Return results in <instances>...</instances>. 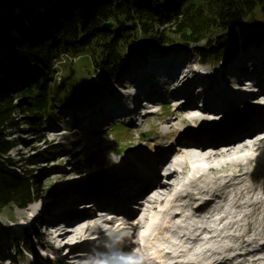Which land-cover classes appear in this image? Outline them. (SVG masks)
Wrapping results in <instances>:
<instances>
[{
    "label": "trees",
    "instance_id": "obj_1",
    "mask_svg": "<svg viewBox=\"0 0 264 264\" xmlns=\"http://www.w3.org/2000/svg\"><path fill=\"white\" fill-rule=\"evenodd\" d=\"M109 22L114 27L103 29ZM236 26L250 34L243 43L259 42L264 0H0V208H25L40 195L33 171L21 176L20 163L9 153L18 146L12 136L20 122L44 143L43 116L51 114L56 122L57 110L72 102L67 89L61 91L60 103L50 92L63 55L92 49L101 78L117 82L130 55L148 49L164 53L193 47L203 62L218 64L238 49ZM15 82L21 86L13 88ZM18 114L24 115L20 121ZM60 149L49 146L28 159V165L59 158ZM32 241L28 236L22 249L35 253Z\"/></svg>",
    "mask_w": 264,
    "mask_h": 264
},
{
    "label": "rangeland",
    "instance_id": "obj_2",
    "mask_svg": "<svg viewBox=\"0 0 264 264\" xmlns=\"http://www.w3.org/2000/svg\"><path fill=\"white\" fill-rule=\"evenodd\" d=\"M35 9L40 10V5L38 4ZM258 14L259 13H255L254 15L256 16ZM234 30L239 45L238 47L240 48V42L248 39L250 34H248L247 30L245 31V29H242L239 26H236ZM135 49H137V47H135ZM193 49L195 48L190 47L188 49L190 50L187 51L188 55H190V52L196 53V50ZM238 50L240 51L241 49ZM140 53L141 52L135 53L137 56L133 54L130 55L127 62L130 63L138 60L141 55ZM92 54V49H84L62 56L61 61L58 62L56 66L57 73L55 79L53 78V82L50 85L52 87L50 92L55 95V99L53 100H58L57 103H60V93L63 89H67L73 98L72 102H78L80 98L91 96L105 86L106 81L103 80L104 78H101V72L98 67L99 64L97 63V67L94 66ZM229 55L232 56L233 51ZM96 69L98 71H96ZM205 69L208 70V67ZM35 72L36 70L34 69L30 74ZM12 85L13 88H18L21 86V83L15 82L12 83ZM127 88L129 87H126L125 89ZM53 95L51 96L53 97ZM16 102H21V100ZM50 103L53 104L55 102L51 101ZM162 112L163 114L161 116H149L147 117L148 119H146V116H143L142 121L146 120V122L141 128H133L132 126L124 125V131L115 129L116 127H114L107 132L94 131L93 129H91L90 132L89 130L81 132L77 127L68 131L64 123L56 124L53 122L50 118L51 114L44 115V121L42 120L46 125L44 130L46 133V142L44 143H38V138L30 130V126L20 122L22 124L20 130L16 132V135L12 136V138L18 140V146L9 153V157L20 163L18 171H20L21 176L26 177L23 174L26 170L33 171V175L37 177L40 182V195L37 200L25 208H19L16 205L0 208V264H80L81 261L79 260V257L76 256L77 254H71V258L68 259L66 263L62 260L63 257L65 258L68 256L73 250L72 246L76 243L75 235L71 238V241H60L57 246L59 249L52 252L53 245L48 241V239L51 240L52 236H48L52 234V230H60L62 228L54 227V225L49 227L46 224L48 223L47 221L52 220V217L55 216V214L68 215L77 211V209H73L74 207H72V205L79 199L83 191L81 190V192L78 193L76 192L77 190L71 191L72 188L78 187L79 185H85L86 188L84 189L94 190L93 186L97 183H105L112 178L127 175L125 171L120 175L114 172L112 176H110L113 170L116 169L115 166L120 164V161L121 163L125 161L126 157L127 161H131V170L136 169L135 165H144L146 162L145 159H147V156L152 153L149 148L150 143L152 144L154 151L169 149L171 146H168L169 139L164 136V133L162 135L155 134L156 127L167 128L168 123H173L176 132H184L186 131V126L175 119L174 109L165 108ZM60 114H62V112H60ZM18 115V120H22L24 115ZM56 115L59 117L58 112ZM64 130H66V132H64ZM234 132L239 131L234 130ZM226 135L228 134L223 133L220 138L225 137ZM27 143H29L30 147L27 146ZM55 144L62 147L60 149V153L62 152V154L59 155V158H51L49 162L41 163L38 167L28 165V159L33 157L36 153ZM141 146H145L148 151L144 153V156L142 155V159L138 160L134 156V150ZM123 150L125 151L122 155V153L120 154V151ZM131 150H133L131 152L132 154L128 156L126 152ZM249 151L250 149L241 155V157H229L225 161H216L214 164L210 165L215 166V169H212L213 171L208 169L210 166H208L207 163H196L197 166L200 165L207 169L205 176L201 181H195L192 186L185 182L184 186L186 190L183 192H176L175 194L181 198L188 195L193 198V194L196 193L202 198L204 196L202 193L205 190L212 191L214 188H221L222 185H219L227 174L238 176L242 174L240 177L241 180L244 184H247L250 187L253 186L251 190L254 192V188H256L258 184H264V152H262V150H258L257 152ZM255 155H257L258 158H256ZM183 167L184 164L179 168L173 166V168H176L177 170H181ZM187 169L184 170L185 176L192 178L193 176L189 173V169ZM102 177H105V182L99 181ZM208 183H214L215 185H206ZM194 185L196 186V189H193ZM232 190L235 191L234 188ZM246 190L248 189L246 188ZM259 191L264 193V189L262 188H259ZM191 201L198 202V199L195 200L193 198ZM156 205H162V209H159L158 207V212L161 217H164L168 215V213L165 212L169 210V208H171V214H173L178 203H164L159 201ZM193 214V212H187L185 215L190 216L192 220L202 223L204 213ZM185 215L183 216L184 218ZM100 219H102V217H100ZM65 224L67 225V222H65L64 225ZM216 227L219 226L213 224L212 229H214V233H217V230H215ZM195 229L200 231L198 226H196ZM115 230L116 227L109 229V232L111 233L109 237H115ZM136 230L138 232V228L133 230V232ZM35 231L39 234L38 239L35 237L37 235ZM142 231L144 232L145 229ZM62 233H64V228ZM87 234L88 236L91 235L89 232ZM129 234H131V232L126 231L125 235ZM166 235L167 231L164 229L156 236L155 240L151 242L148 241L146 246L150 247L157 244L158 246L162 245V243L158 242V239L162 236L166 237ZM204 235L207 236L211 234L205 232ZM28 236H33L32 243L36 250L35 253L26 252L22 249L23 243ZM108 243L110 245V243L115 242L105 241L102 242V245L106 246L107 244L108 246ZM76 244H78L76 250L81 251V242ZM94 245H96V243H94ZM196 248L200 250L203 249L199 245H197ZM212 249L213 248L210 247L209 251H212ZM193 258L197 260L199 259L196 255L193 256ZM262 264H264V261Z\"/></svg>",
    "mask_w": 264,
    "mask_h": 264
},
{
    "label": "bare ground",
    "instance_id": "obj_3",
    "mask_svg": "<svg viewBox=\"0 0 264 264\" xmlns=\"http://www.w3.org/2000/svg\"><path fill=\"white\" fill-rule=\"evenodd\" d=\"M241 66H245V65H241ZM233 67H236L238 70H234L235 68H233ZM143 71L147 72L148 70L146 68H143ZM230 71L233 72L234 74H231ZM234 71L240 72L241 69L239 67H237L236 65H230L229 66V74L225 78H227L228 76H235V74L237 72H234ZM260 71H262V70H260ZM134 72L129 73L128 75L124 76V78H125L124 80H127V83H129V82L131 83L134 81V80H132L131 75L139 76V73L133 74ZM259 80L261 82L262 77H259ZM201 81L204 82L205 85L208 84V82L204 81L203 79H201ZM163 89L164 88H162V90ZM213 89H220L222 92L227 93L226 84L224 81L222 82L221 85H218V83H217L215 86H213ZM162 90H161V92H162ZM157 91H159V89ZM246 94H248V97L252 96V94L245 87L244 89H241L239 94L236 95L234 98H239L241 96L243 97ZM120 96H121V100H123L124 97L121 94H120ZM199 96H201V95L199 94ZM125 100L128 102L131 101L135 106L138 105L137 103H135V101L132 98L128 97L127 99H124V101ZM259 100H260V98H258L257 100L254 99L251 102V104L254 105ZM212 101H214V103L218 104L219 102H221L223 100H217V101L212 100ZM118 103H119V101H117V100L104 101L103 103L99 104L98 106H95V105L93 107L88 106V108H90V109L81 110V114L87 115V117H89V118H93L94 115H98L99 113H101L103 111H107V110L113 111L114 108L118 106ZM205 105H206V103L203 104V106H205ZM139 106H140V104H139ZM258 109L260 111H263V114H264L263 107H258ZM197 112H198V110L195 108H192L191 105H186L184 108L177 107V108H175V119L185 126H188V127L193 126L194 128H201L203 126H206V123L208 124V121H209L208 120V114H210L209 117H213L214 122H217L219 125H224L222 127H225V128H226V126H228V119H225L224 117H222L223 116L221 113L222 110H220L216 113H211L210 110L208 108H206L203 111L204 113L198 112L199 113L198 114ZM232 115H236V111H232L231 117H232ZM186 116H188L189 118H187ZM160 128L161 127H156L155 134L162 135L164 133L165 137H167L169 140H172L170 143L174 142L175 140H178L176 137L175 125L173 123H168L167 128L166 127H163L161 129ZM221 129H223V128H221ZM227 129L229 130L228 135H226L225 137L219 138L223 135V133H221V131H219L221 134H215L214 138L212 140H210L209 143H211V144L208 147H204L201 144H198L195 147L183 148L180 150V152L176 155L177 159L175 160V162L172 163V165L179 168L181 165L184 164V167L181 168V172L178 175L175 172L171 173L169 176V179L167 180V184L163 185V186L161 185L159 187V189L157 191V197H159L160 201H162V202L170 201L172 203L173 202H175V203L179 202L176 198L173 197V193L185 191L186 190V188L184 186L185 182H187V184L192 186V184L195 181H201L202 178L205 176L207 169L203 166H200V165L197 166L196 163H207V165L210 166V165L214 164L216 161L220 160L219 162H221L222 160L223 161L227 160V158H229V157H233L228 149L231 148V150H232L234 148H238L237 147L238 145H236L235 141H237L238 139H241V137H243V136H247L246 137L247 139H245L246 141H241V143H240V144H244V146H243V152L244 153H246L249 149H250L249 152H257L258 150H262V152H264V120H262V122H259L256 124L253 123L252 125H249L247 128L240 129L239 132H237V133H234L233 128H231L230 126H228ZM224 131L225 130H223L222 132H224ZM180 135L184 136V137H192V135L187 133V132H181ZM200 136L204 137L203 133H201ZM152 142H153V140H152ZM221 147H223V148H221ZM149 148L151 150H153V146L151 143L149 145ZM221 150H223L222 154H220ZM238 150L240 151V148H238ZM243 154H241V155H243ZM241 155H240V157H241ZM255 156H256V158H258L257 155H255ZM233 158H235V157H233ZM136 159L140 160V159H142V157H136ZM189 165H194V166H189ZM115 168L116 169L113 170V172L111 173L110 176H112V174L114 172H116L118 175L122 174L125 171H126V173H129L128 170L131 168V161L130 160L129 161H123L122 163L116 165ZM187 168L190 171L189 173H191V175L193 176L192 178H190L189 176H185L184 170H186ZM208 169H210V171H213L212 169H215V166H210V167H208ZM103 178H105V177L100 178L99 181L102 180ZM106 184H108V183H106ZM212 184L215 185L214 183H212ZM212 184L208 183L206 185L212 186ZM84 188H86L85 185L84 186L79 185L78 187H74L71 190V191L77 190L76 192H78V193L81 192V190L83 191V193L80 195L79 199L77 200L79 207L75 213H70L68 215L55 214V216L52 217V220H48L47 221L48 223H46L47 225H56V226L61 224L60 225L61 228H64V233L62 235H59L60 233H58V235H59L57 237L58 242L59 241H62V242L71 241V238H73V236L75 235L76 236V240H75L76 243L81 242V244H82L81 251H77L76 249L78 247V244L75 243V245L72 246L73 250L71 251V253L68 256H66L65 258L63 257L62 260L66 263L67 260L71 258V254H77L76 256L79 257V260L82 263L83 260H85L83 255H86L87 252H89L88 251L89 250L88 245L94 244V243L98 244L99 241L104 240L105 239L104 235L106 236L107 233L109 232L108 229H110L112 227H116L115 232L118 235V238H119V235L122 236V234H124V231H125V234H126V231H130L131 232L130 235L132 236L134 242L136 243L138 241L141 243L142 255L146 256L145 249H144V243L146 241L145 234L148 233L149 231H148V229H145V231L143 232L142 231L143 229L139 227L141 224L140 217L139 218L136 217L134 219H129L128 217L115 216L114 218L110 217V218L105 219V220L101 221L100 223H98L100 221V219L96 218V216L93 217L92 211L87 209V207L85 206V203L87 202V200H89L91 198V196L95 197V195L97 196L98 201H99V198L102 201H106V200H103V198H101V196L103 195L101 193L103 191H101V190H105V189L101 188L99 190L93 191V190L84 189ZM211 188H213V187H211ZM261 188L264 189V184L262 185ZM193 189H196L195 185H194ZM217 190H218V188H214L212 191H210V193L207 190H205L202 193L204 195V197L210 198V199H208V203L202 209L203 211L209 209L210 207L212 208V206L217 202V200L212 201L213 200V194L217 193ZM97 193L102 194V195H97ZM189 197H190V195H188L186 198H189ZM223 200L226 201L227 197H224ZM249 203H250V201L247 203V205ZM190 208H191L190 206L183 208V211H180L181 214H184ZM73 209H71V210H73ZM169 210H167V211H169ZM241 212H242V208L240 206H235L231 209H227L224 213L230 217H234L237 214H240ZM86 216H88V217H86ZM246 218L244 219V222H247ZM187 219H188V217H187ZM153 221L157 222L158 218H154ZM65 222H67V225L66 224L64 225ZM219 224H224L223 227H226L229 223H228L227 219L222 218L219 220ZM233 224H234V226L236 225L238 227L236 229H234V226L228 227L225 230L227 232L235 230L233 237L236 241L237 236H239V233L242 230L239 229L240 225L238 223L235 224L233 222ZM137 228H138V232H137V230L133 232V230H135ZM249 230H250V227H249ZM88 232L91 233V235L88 236V234H87ZM98 232H100L101 235H98L97 234ZM244 233H245V235H248V232L245 231ZM94 237H96V238L92 239L93 241L90 242V239L94 238ZM255 240H257V239H255ZM169 242H171V240L169 238L166 241H162V243H169ZM225 244H228V243H225ZM52 245H56V244L52 243ZM208 246L213 247V249H216V250L222 249L221 248L222 246L218 243H217L216 247L214 244H209ZM231 248L232 249H229L228 251L225 252V254H224L225 257L226 256L229 257L232 252H237L239 250V248H233V247H231ZM61 250H59V251H61ZM78 252H80V253H78ZM255 253H256L255 251L244 253L241 257L249 258L250 263L255 264L256 261H254L252 259L253 257L258 255V254L254 255ZM121 256H124V254ZM119 260H120L119 258L113 259L112 262H119ZM133 263H134V260H133ZM100 264H102V263H100Z\"/></svg>",
    "mask_w": 264,
    "mask_h": 264
},
{
    "label": "water",
    "instance_id": "obj_4",
    "mask_svg": "<svg viewBox=\"0 0 264 264\" xmlns=\"http://www.w3.org/2000/svg\"><path fill=\"white\" fill-rule=\"evenodd\" d=\"M114 27V24L109 22V23H106L103 25V29H107V30H110Z\"/></svg>",
    "mask_w": 264,
    "mask_h": 264
}]
</instances>
